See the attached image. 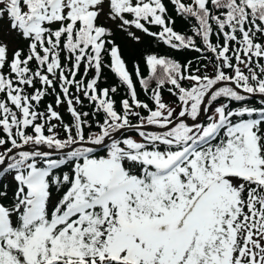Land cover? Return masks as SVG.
Segmentation results:
<instances>
[{"label":"snow or ice","instance_id":"obj_1","mask_svg":"<svg viewBox=\"0 0 264 264\" xmlns=\"http://www.w3.org/2000/svg\"><path fill=\"white\" fill-rule=\"evenodd\" d=\"M168 3L0 0V264H264V0Z\"/></svg>","mask_w":264,"mask_h":264},{"label":"trees","instance_id":"obj_2","mask_svg":"<svg viewBox=\"0 0 264 264\" xmlns=\"http://www.w3.org/2000/svg\"><path fill=\"white\" fill-rule=\"evenodd\" d=\"M165 3L168 4L170 14L173 15V18L176 21L175 29L179 32L190 35L191 31H190L189 23L171 12L172 6L171 4L168 3V0H165ZM99 23L105 24L106 26L110 27L113 30V33H114L113 39L116 41V43H118L121 46L122 54L128 64L130 71L133 69V65L135 63H139L143 71L145 68L143 57L151 53H156L160 55H168L170 57L177 59L178 61L182 63L189 59H193L194 57L198 55L197 53L192 52V51L177 52L175 50H171L167 46L163 45L162 43H159L153 40L152 38H149L146 36L142 38L141 43L137 44V43H134L132 40H130L124 32L119 31L116 27V24L112 23L109 20H106L104 17H101ZM153 30H156V29L153 28ZM137 34L142 35L139 32ZM4 38L9 39L8 36H5ZM116 83H117L116 78L106 69L105 79L102 80V86L114 85ZM123 94L124 92L121 89L117 93L116 99L119 100ZM164 96L166 100L171 99V97L166 92L164 93ZM51 99H52L51 97L47 98L49 102H51ZM140 99L142 100L146 99V97L144 96L142 92L140 93ZM85 110H88V109L86 108ZM128 134H132V133H128Z\"/></svg>","mask_w":264,"mask_h":264}]
</instances>
